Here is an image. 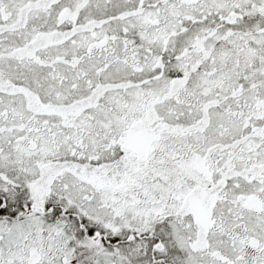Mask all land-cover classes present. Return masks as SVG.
Here are the masks:
<instances>
[{"label":"snow or ice","instance_id":"obj_1","mask_svg":"<svg viewBox=\"0 0 264 264\" xmlns=\"http://www.w3.org/2000/svg\"><path fill=\"white\" fill-rule=\"evenodd\" d=\"M0 264H264V0H0Z\"/></svg>","mask_w":264,"mask_h":264}]
</instances>
